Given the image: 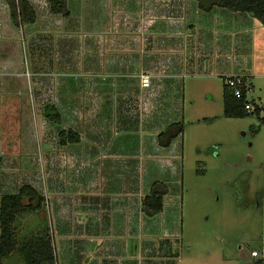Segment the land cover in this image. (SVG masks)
I'll return each instance as SVG.
<instances>
[{"label":"rangeland","instance_id":"374dc122","mask_svg":"<svg viewBox=\"0 0 264 264\" xmlns=\"http://www.w3.org/2000/svg\"><path fill=\"white\" fill-rule=\"evenodd\" d=\"M131 2L125 6L128 11ZM85 3H81L79 10L71 6V15L60 16L53 25L42 27L40 21L37 25L18 23L17 51L23 68L17 79L22 82L9 95L3 93L4 101H0V136L6 139L4 145L13 148L20 142L24 148L21 153H26V158H19L23 161L9 160L11 158L5 156V161L20 164L5 163L9 170L17 168L18 171L15 174L3 172L11 176L7 186L0 184V195L15 193L23 184L32 185L41 195L40 208L19 213L12 228L19 243L31 238L32 232L47 234L54 264H73L75 252L69 250L68 238L61 236L55 225L57 205L52 198L60 199L58 206L62 211H68L66 216L71 215L75 218L73 222L81 223L83 211L79 212L71 205V191L74 187L77 189V185H85L87 170L82 167L85 146L82 115L77 111V118L69 121L67 109L61 106L58 108L61 123H53L44 116V105L51 100L64 102L73 96L82 100L84 81L91 77V71L100 70L96 79L108 86L103 114L120 122L111 129L110 135L115 137L114 141L124 142L123 152L127 150L124 159H128L130 152L136 154L133 152L137 148V137L144 136L142 130L137 131L132 124V114H126L131 107H126L120 94V86L126 85L129 79L130 68L126 63L136 55L131 51L120 52L117 62L109 57L111 62L106 60V67L96 66L95 61L99 62L100 57L88 50L85 40L90 32L85 25L90 19L100 20L101 13L98 3L93 9H85ZM251 19L255 25L252 48L249 32L237 29L243 40L236 42L229 61L245 65L249 59L253 62L252 89L247 93V99L258 100L264 97V26ZM188 44L193 52L196 48L207 49L208 35H202L200 41L190 40ZM181 54L173 52L172 56L176 58ZM185 59L183 63L172 59V69L166 61L160 65L161 78L175 83L165 93L173 98L170 99L171 107L176 98L179 99L177 102L181 106L177 119L183 122L184 131L174 143L175 149L169 148L175 152L164 150L169 162L178 168L176 181L168 184L165 208L159 215L143 222L173 232L167 247L178 264H257L248 253L253 248H260L264 242V122L255 113L238 118L223 115L224 77L220 70L225 58L220 57L219 61L223 63L219 69L192 68ZM65 129L77 131L81 139L62 148L57 135ZM42 145L48 150L43 163ZM73 150L78 153L71 155ZM133 158L142 163L144 156L140 154ZM51 160L57 163L54 169H51ZM156 160L161 161L159 157ZM72 161L78 170L69 167ZM154 175L161 176L159 172ZM111 179L109 176L108 184ZM55 190L58 195H52ZM75 195L78 199L82 197L80 192ZM168 199L171 201L167 202ZM23 203L27 205V197L23 198ZM129 254H132L131 250ZM2 264H21V256L15 250L3 259Z\"/></svg>","mask_w":264,"mask_h":264},{"label":"crops","instance_id":"0c3cea01","mask_svg":"<svg viewBox=\"0 0 264 264\" xmlns=\"http://www.w3.org/2000/svg\"><path fill=\"white\" fill-rule=\"evenodd\" d=\"M27 1L36 15L32 24L37 25L40 21L43 27L44 24L53 25L60 19L59 15L49 13L47 0ZM82 2H86L83 5L85 9H93L98 3L101 13L100 20L90 19L89 16L88 25H85L90 32L85 40L88 50L100 57L99 62L95 61L96 66L100 69L106 67V60L109 63L116 59L117 62L120 52L131 51L136 55L126 63L130 68L129 79L126 85L120 86V94L121 100L127 103L126 107H131L126 114H132V124L137 131L142 130L144 136L137 137V148L133 152L136 154L130 152L128 159H124V153L127 151L123 152L124 142H116L115 137L110 135L111 129L120 122L103 114L108 86L102 80L96 79V73L100 70L91 71V77L84 81L82 100H76L73 96L64 102L49 101L57 109L61 106L66 108L65 113L69 121L77 118V111L82 115V134L85 139L82 167L87 170L85 185H77V189H72L73 196L70 201L76 210L83 211L84 219L81 223L73 222L75 218L66 216L68 211L64 212L59 208L60 199L52 198L53 203L57 205L55 225L61 236L68 238L69 250L73 249L75 252L73 264H178L167 247L173 232L166 228L157 229L152 227L151 223L143 222L144 219H152L163 212L167 194L163 198V208L159 213L149 217L141 211V201L148 194L153 182H163L168 188V184L176 181L178 168L169 162L164 150L173 149L174 143L183 135L175 137L168 147L159 146L157 143V134L166 125L180 122L177 118L181 106L176 98L177 101L173 102L171 107L170 99L173 98L165 92H169L175 83L173 80L166 81L161 78L163 71L160 65L166 61L172 69V59L181 60L183 63L186 58V63L192 68L205 66L208 69H219L223 63L219 59L223 57L226 62L221 67V76L246 77V81L251 83L250 77L254 74L253 62L249 59L245 65L229 59L236 42L243 40L238 35V30L249 32L250 49L252 48L255 25L251 16L246 13L227 12L223 8H213L209 12L199 10L195 0H67L69 15L71 6L79 10ZM130 2L131 10L128 11L125 6ZM17 26L11 19L6 0H0V101H4L3 93L9 95L11 90H16L22 82L17 79L23 68L22 58L17 51ZM206 34L209 47L196 48L193 52L189 41H200V37ZM173 52L183 55L175 58L172 56ZM109 57L112 58L111 61L108 60ZM177 61L175 63L178 65ZM169 73L173 74V71ZM140 75L149 76L148 86H142ZM175 87L177 92L178 84ZM98 108L101 111H98ZM4 140L5 137L0 136V184L7 186L11 175L7 176L3 172L15 174L18 170H9L5 163L18 164L19 162L9 160H19L21 157L24 159L26 153H21L24 148L20 142L11 148L9 144L4 145ZM42 146L43 163L48 150ZM17 150L19 153L16 154ZM168 152L175 151L169 149ZM72 153L78 152L73 150L71 155ZM140 154L144 156L142 163L140 159L133 158ZM5 156L11 159L5 161ZM157 157L161 161L156 160ZM71 159L69 154V160ZM53 160L51 169L57 164ZM69 167L78 170L73 161ZM156 172L161 174L160 178L154 175ZM109 176L112 177L110 184ZM78 192L82 195L80 200L75 195ZM52 193L59 194L56 190ZM170 201L168 199L167 202ZM70 237H74L73 240ZM129 250L132 254H129Z\"/></svg>","mask_w":264,"mask_h":264},{"label":"trees","instance_id":"16d2710c","mask_svg":"<svg viewBox=\"0 0 264 264\" xmlns=\"http://www.w3.org/2000/svg\"><path fill=\"white\" fill-rule=\"evenodd\" d=\"M49 13L67 17L69 9L67 0H47ZM197 8L204 12H209L213 8H223L232 12L246 13L258 20L264 26V0H195ZM10 16L14 23H34L35 11L27 0H6ZM242 81L246 77L241 78ZM244 96L242 99L234 97L232 91L223 84V115L228 118L244 117L248 114L244 109ZM43 114L48 121L61 123V114L51 103L44 105ZM257 115V113H256ZM184 128L182 122H173L157 134L159 146L168 147L171 141L182 134ZM58 143L67 145L79 142L81 137L77 131L71 129L60 130L58 132ZM2 158L0 157V166ZM167 186L160 181L151 184L149 192L141 201V211L146 216H153L163 208V198L167 194ZM27 197L28 203H23V198ZM36 202L33 204V202ZM43 199L36 189L30 184H23L15 193H5L0 196V264L6 256L13 251L21 256V264H54L53 250L47 234L42 232L31 233V238H26L19 243L14 236L13 224L23 211H36L40 208Z\"/></svg>","mask_w":264,"mask_h":264},{"label":"built area","instance_id":"2783aa9c","mask_svg":"<svg viewBox=\"0 0 264 264\" xmlns=\"http://www.w3.org/2000/svg\"><path fill=\"white\" fill-rule=\"evenodd\" d=\"M241 76H227L224 77V84L227 88H229L234 97L237 99H242L244 96V109L249 113H257V115H260L262 121L264 122V97L258 98V100L254 99H247V93L251 91L252 84L248 83L246 80L242 81ZM140 81L142 86H148L149 85V76L148 75H140ZM239 250H241V247L239 246ZM244 257V254H241ZM248 256L255 260L256 262L260 264H264V242L262 243L260 248H253L249 251Z\"/></svg>","mask_w":264,"mask_h":264}]
</instances>
